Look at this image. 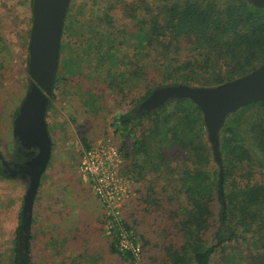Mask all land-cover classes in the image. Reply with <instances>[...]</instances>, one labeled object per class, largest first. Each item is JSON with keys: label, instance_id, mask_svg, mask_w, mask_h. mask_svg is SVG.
Instances as JSON below:
<instances>
[{"label": "trees", "instance_id": "1", "mask_svg": "<svg viewBox=\"0 0 264 264\" xmlns=\"http://www.w3.org/2000/svg\"><path fill=\"white\" fill-rule=\"evenodd\" d=\"M28 3L31 8V0ZM126 3L125 15L136 23L134 29H128L129 34L126 32L136 43L135 50L142 54L152 50L157 64L163 66L155 68L161 80L153 79L140 100L151 89L177 83L176 79L191 86H215L250 72L264 61V8L249 0H154L148 6L141 1L134 5V0ZM140 7L146 10L145 16L131 12ZM0 43L6 48L1 37ZM108 43L105 37L97 41L108 59L105 63L99 59L103 64L99 70H108L106 65H111L113 52ZM5 51H0V67ZM135 61L133 56V62L128 60L127 65ZM127 70L114 75L123 78ZM131 72L142 83L143 67L135 66ZM25 73L31 81L27 63ZM17 110L18 106L11 122ZM113 132L122 137V174L141 184L137 190L139 205L143 203L144 212L161 211L164 220L173 223L172 235L178 241L163 246L165 255L159 264H209L224 242L240 235L250 239L249 247L233 264H264V100L246 103L226 115L218 132L220 177L201 111L188 99L170 100L149 112L135 113L131 109L120 113ZM15 144L17 154L19 147ZM0 175L7 177L1 168ZM126 201L122 204L126 216L141 211L129 207ZM214 201L218 204V223L213 230ZM19 226L20 213L14 264L18 261ZM209 231L211 242L207 243ZM27 245L29 251V237ZM108 249L123 261L132 259L129 252L118 251L112 241Z\"/></svg>", "mask_w": 264, "mask_h": 264}, {"label": "rangeland", "instance_id": "2", "mask_svg": "<svg viewBox=\"0 0 264 264\" xmlns=\"http://www.w3.org/2000/svg\"><path fill=\"white\" fill-rule=\"evenodd\" d=\"M130 1L69 0L60 35L55 84L44 114L51 146L32 203L28 264H159L165 255L163 246L178 241L172 235L173 223L165 221L161 211L144 212L143 203L139 205L137 190L141 184L122 174L119 148L122 137L113 132L117 116L131 110L151 86L150 82L160 81L162 76L155 71L156 66H161L155 52L142 54L127 36L128 29H134L136 24L134 18L125 15L124 3ZM140 1L148 6L154 0H134V5ZM131 12L138 17L147 13L141 7ZM30 25L28 0H0V37L6 45L3 48L0 43V51L7 49L0 67V155L6 162L16 157L11 115L30 85L25 73ZM100 37L109 39L112 47L108 70H99L103 66L99 59L108 61L103 47L97 46ZM126 56L131 62L135 56L137 62L127 65ZM139 65L144 70L142 83L131 72ZM125 69L127 73L117 79L114 74ZM176 82L182 83L177 79ZM137 133L134 131L135 136ZM98 141L116 147L120 154L117 171L129 180L131 189L122 204L128 199L129 207L141 210L129 217L126 210L122 212L121 204L118 211L124 228L138 247L137 255L130 260L123 261L109 252L111 241L115 246L114 231L108 228L97 200L78 173L82 151ZM26 187L24 174L0 175V264H14L15 232ZM212 208L214 230L218 223L217 202H213ZM225 229L222 228L223 233ZM209 232L207 243L211 242L212 231ZM241 236L224 242L209 264H233L243 258L250 239Z\"/></svg>", "mask_w": 264, "mask_h": 264}, {"label": "water", "instance_id": "3", "mask_svg": "<svg viewBox=\"0 0 264 264\" xmlns=\"http://www.w3.org/2000/svg\"><path fill=\"white\" fill-rule=\"evenodd\" d=\"M249 1L264 8V0ZM67 3L68 0H31V25L27 43V73L31 81L12 119V135L20 148L31 151L30 159L18 164L17 171L11 169L12 164L5 161L1 167L7 176L23 172L27 175L17 230L16 264H27L32 203L40 175L50 155L51 144L44 114L57 66L59 38ZM175 99H188L200 109L212 158L220 177L222 160L219 154V129L230 112L246 103L264 100V61L250 72L215 86H191L179 82L157 86L138 101L132 111L149 112Z\"/></svg>", "mask_w": 264, "mask_h": 264}, {"label": "built area", "instance_id": "4", "mask_svg": "<svg viewBox=\"0 0 264 264\" xmlns=\"http://www.w3.org/2000/svg\"><path fill=\"white\" fill-rule=\"evenodd\" d=\"M120 160L116 147L98 141L82 151L78 173L97 200L108 228L114 231L115 247L136 256L138 247L118 216L122 200L131 192L129 180L117 171Z\"/></svg>", "mask_w": 264, "mask_h": 264}, {"label": "flooded vegetation", "instance_id": "5", "mask_svg": "<svg viewBox=\"0 0 264 264\" xmlns=\"http://www.w3.org/2000/svg\"><path fill=\"white\" fill-rule=\"evenodd\" d=\"M17 152L18 153L16 154V157H15L14 161H12V162H6L4 160V158L0 157V168L2 167V163H4V161H5L6 163H8L10 165L12 164L11 165V169H14V170L17 171V165L18 164H23L28 159H30V152H31L30 150L22 149V148L19 147V148H17ZM11 169L9 170L10 172L12 171ZM18 174H24L27 177V175L25 174V172L18 173Z\"/></svg>", "mask_w": 264, "mask_h": 264}]
</instances>
